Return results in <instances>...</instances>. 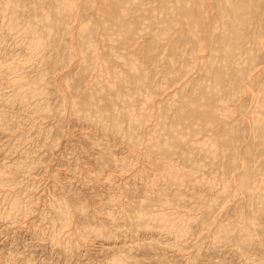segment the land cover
I'll return each mask as SVG.
<instances>
[{"label":"rangeland","instance_id":"rangeland-1","mask_svg":"<svg viewBox=\"0 0 264 264\" xmlns=\"http://www.w3.org/2000/svg\"><path fill=\"white\" fill-rule=\"evenodd\" d=\"M0 264H264V0H0Z\"/></svg>","mask_w":264,"mask_h":264}]
</instances>
